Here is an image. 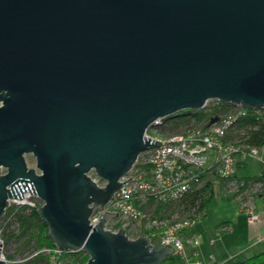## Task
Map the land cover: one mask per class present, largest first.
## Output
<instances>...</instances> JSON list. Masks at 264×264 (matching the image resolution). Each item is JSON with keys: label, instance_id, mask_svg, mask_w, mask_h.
<instances>
[{"label": "water", "instance_id": "1", "mask_svg": "<svg viewBox=\"0 0 264 264\" xmlns=\"http://www.w3.org/2000/svg\"><path fill=\"white\" fill-rule=\"evenodd\" d=\"M207 98L264 105V0H0V218L29 192L84 264H160L171 245L88 217L160 144L149 124Z\"/></svg>", "mask_w": 264, "mask_h": 264}, {"label": "built area", "instance_id": "2", "mask_svg": "<svg viewBox=\"0 0 264 264\" xmlns=\"http://www.w3.org/2000/svg\"><path fill=\"white\" fill-rule=\"evenodd\" d=\"M198 111L205 114L206 126L201 122L199 126L165 136L159 129L167 124L168 117L160 116L149 124L145 136L160 144L139 153L129 171L120 178L126 181L113 197L103 206L94 207L88 217L91 225L97 224L102 214L114 212L105 223L106 229L117 231L122 227L131 239L144 234L152 244L171 245L183 264H204L196 250L187 254L184 249V244L189 243L193 248L199 244V235L190 232L199 217H181L177 213L161 216L154 212L151 204L182 198L208 172L213 173L222 194L236 201L238 211L246 215L248 222L255 223L259 219L264 213V173L253 174L255 179L249 180L244 174L239 175L238 169L252 158L264 168V105L249 108L240 103L207 98L200 108L183 110L185 113ZM213 118L215 121L211 122ZM259 129L263 130V138L251 141ZM26 161L30 165L27 156ZM5 170V167L0 168L1 173ZM87 174L98 185H105L93 170ZM221 181L225 182L223 186ZM8 200V206L41 204L40 198L29 192L21 199ZM230 228L231 225L226 224L220 230ZM0 243L3 249L1 226ZM42 250L49 256V264H68L69 256L57 246ZM1 257L5 259L2 250Z\"/></svg>", "mask_w": 264, "mask_h": 264}, {"label": "trees", "instance_id": "3", "mask_svg": "<svg viewBox=\"0 0 264 264\" xmlns=\"http://www.w3.org/2000/svg\"><path fill=\"white\" fill-rule=\"evenodd\" d=\"M167 124L161 125L160 132L168 130L169 132L180 130L187 127H192L197 124L207 125L205 114L203 112L194 113H178L167 118ZM263 138V130L259 129L254 132L251 141L257 142ZM249 180H253L254 175H245ZM214 175L211 172L205 173L201 178V182L195 183L193 189L187 191L186 194L175 201L170 202H155L151 205L154 207V212L161 216H172L177 213L181 217H195L200 218L206 215L209 199L213 194ZM255 179V178H254ZM198 182V181H197ZM225 182L221 181V186ZM224 195V193H223ZM225 196V195H224ZM231 199L228 196H225ZM151 203V202H149ZM39 206L31 205H17L8 206L2 218H0L1 236L3 245L6 247L8 242L18 244L16 251L28 250L32 251L31 256L27 259L15 261L13 256L9 255L7 258L12 259L9 264H49V256L42 250L45 247H54L48 238L47 226L40 220L38 214ZM221 222L220 228L225 226ZM231 225V224H230ZM195 231L194 228L190 232ZM35 250V251H33ZM69 256L68 264H84L87 260L88 254L82 250L65 251ZM160 264H175L173 256L166 257ZM223 264H264V250L256 252L244 259L234 260V262H225Z\"/></svg>", "mask_w": 264, "mask_h": 264}, {"label": "rangeland", "instance_id": "4", "mask_svg": "<svg viewBox=\"0 0 264 264\" xmlns=\"http://www.w3.org/2000/svg\"><path fill=\"white\" fill-rule=\"evenodd\" d=\"M201 124H197L196 126H199ZM185 128L176 130V132H183ZM175 131L169 132L168 130L161 131L162 135H169L172 134ZM28 162L30 165L34 166V158L32 154L27 155ZM264 173V168L262 166H259L257 161L252 158L248 159L246 166L241 167L238 169V174L239 175H253L257 173ZM213 194L209 199V206L206 215H203L202 217L199 218V220L192 225L194 228V232H196L199 235V238L201 241L206 239L208 241L207 245L205 248L207 250H210V248H213L214 251L216 250H221L222 247H220L221 242L220 240L222 239V235H226V237L233 236L236 233H241L244 232L245 230L252 229V231L255 230L254 227L255 224L252 225V223H248L246 215L244 213H241L238 211V205L236 201L230 200L227 197H225L222 192L220 191L219 183L215 182L213 183ZM35 200L38 204L40 201H37V199L32 198ZM41 200V199H40ZM42 203V200H41ZM261 217H264V213L261 214ZM224 221H229L230 223L233 224V228L235 227V232L230 233V231L227 230H220V224L221 222ZM215 234L217 236H215ZM219 234V235H218ZM238 235V234H237ZM225 237V238H226ZM214 238V240L210 243V240ZM229 243V242H228ZM261 244V243H260ZM19 245L15 244L13 242H8L6 244V247L4 246L2 249L3 256H5V259L7 261V264H9L12 259L7 258L8 254L13 256V260L15 261H20L27 259L28 257L31 256L32 251L28 250H19L16 251L17 247ZM196 248V247H194ZM184 249H186V253L189 254L190 251L193 249V246L190 244H184ZM260 250L264 249H257V250H247L244 253V257L247 256L248 254H256V252H259ZM35 251V250H33ZM173 259L175 260V264H183V260L181 257L176 254L174 251L173 253Z\"/></svg>", "mask_w": 264, "mask_h": 264}, {"label": "crops", "instance_id": "5", "mask_svg": "<svg viewBox=\"0 0 264 264\" xmlns=\"http://www.w3.org/2000/svg\"><path fill=\"white\" fill-rule=\"evenodd\" d=\"M222 223L231 224V228L227 229V231H230V233L235 232L234 231L235 227L233 228L232 223H230L229 221H224ZM255 223H252V225L255 224V226H252L255 228L254 231H252V229L251 230L248 229L245 230L244 232L236 233L230 237H226V235H222L223 237L220 240L221 242L220 247H222L221 250L218 249L214 251L213 248L207 250L205 246L207 245L208 241L206 239L201 241L199 238L198 246L196 248H193L190 252L196 250L198 252L199 259H202L204 264H223L228 261L234 262V260L244 259L245 258L244 253L247 250L255 251L257 249H264V217H261L260 215L259 219L255 221ZM215 236L217 235L215 234ZM213 240L214 238L210 240V243ZM249 255L251 254H248L247 256Z\"/></svg>", "mask_w": 264, "mask_h": 264}]
</instances>
